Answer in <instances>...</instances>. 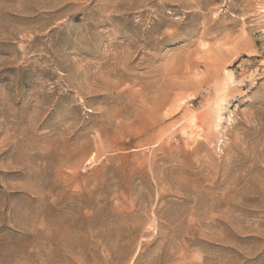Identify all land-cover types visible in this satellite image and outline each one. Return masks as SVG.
Wrapping results in <instances>:
<instances>
[{"label": "rangeland", "instance_id": "obj_1", "mask_svg": "<svg viewBox=\"0 0 264 264\" xmlns=\"http://www.w3.org/2000/svg\"><path fill=\"white\" fill-rule=\"evenodd\" d=\"M0 264H264V0H0Z\"/></svg>", "mask_w": 264, "mask_h": 264}]
</instances>
